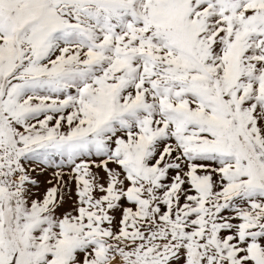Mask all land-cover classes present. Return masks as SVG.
<instances>
[{"label":"snow or ice","instance_id":"snow-or-ice-1","mask_svg":"<svg viewBox=\"0 0 264 264\" xmlns=\"http://www.w3.org/2000/svg\"><path fill=\"white\" fill-rule=\"evenodd\" d=\"M0 264H264V0H0Z\"/></svg>","mask_w":264,"mask_h":264}]
</instances>
